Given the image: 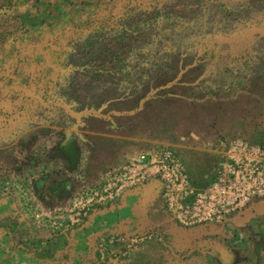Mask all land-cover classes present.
Returning <instances> with one entry per match:
<instances>
[{
  "label": "rangeland",
  "instance_id": "1",
  "mask_svg": "<svg viewBox=\"0 0 264 264\" xmlns=\"http://www.w3.org/2000/svg\"><path fill=\"white\" fill-rule=\"evenodd\" d=\"M235 141L264 0H0V264H264V197L201 217Z\"/></svg>",
  "mask_w": 264,
  "mask_h": 264
},
{
  "label": "built area",
  "instance_id": "2",
  "mask_svg": "<svg viewBox=\"0 0 264 264\" xmlns=\"http://www.w3.org/2000/svg\"><path fill=\"white\" fill-rule=\"evenodd\" d=\"M235 142L219 163L215 183L203 192L204 220H227L230 210L252 197H264V146L255 149Z\"/></svg>",
  "mask_w": 264,
  "mask_h": 264
},
{
  "label": "crops",
  "instance_id": "3",
  "mask_svg": "<svg viewBox=\"0 0 264 264\" xmlns=\"http://www.w3.org/2000/svg\"><path fill=\"white\" fill-rule=\"evenodd\" d=\"M253 214H261V213H259V212H255V213H253ZM255 217H256V215H254ZM261 217H259V218H262L261 220H264V215L262 214V215H260Z\"/></svg>",
  "mask_w": 264,
  "mask_h": 264
}]
</instances>
